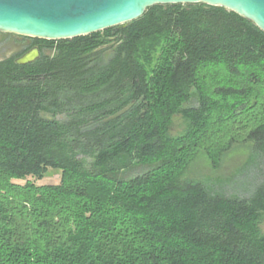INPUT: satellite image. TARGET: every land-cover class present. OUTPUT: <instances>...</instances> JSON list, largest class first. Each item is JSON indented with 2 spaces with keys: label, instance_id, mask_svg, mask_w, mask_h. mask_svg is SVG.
I'll use <instances>...</instances> for the list:
<instances>
[{
  "label": "trees",
  "instance_id": "1",
  "mask_svg": "<svg viewBox=\"0 0 264 264\" xmlns=\"http://www.w3.org/2000/svg\"><path fill=\"white\" fill-rule=\"evenodd\" d=\"M38 42L0 63V264H264V173L243 196L184 178L235 146L264 162V32L175 4Z\"/></svg>",
  "mask_w": 264,
  "mask_h": 264
},
{
  "label": "water",
  "instance_id": "2",
  "mask_svg": "<svg viewBox=\"0 0 264 264\" xmlns=\"http://www.w3.org/2000/svg\"><path fill=\"white\" fill-rule=\"evenodd\" d=\"M205 4L223 7L264 32V0H0V32L39 40H69L109 28H124L154 5ZM29 53L17 60L27 64Z\"/></svg>",
  "mask_w": 264,
  "mask_h": 264
},
{
  "label": "rangeland",
  "instance_id": "3",
  "mask_svg": "<svg viewBox=\"0 0 264 264\" xmlns=\"http://www.w3.org/2000/svg\"><path fill=\"white\" fill-rule=\"evenodd\" d=\"M193 104V103H192ZM185 121L176 116L170 126V135L179 136L186 131ZM249 158L247 149L235 146L221 161L218 168H214L203 154L190 164L184 178L196 179L208 182L217 188H221L224 193L236 194L239 196L247 195L254 185L261 181L264 173L263 161L259 160L256 166L245 167ZM133 173L132 175H134ZM26 181L32 182L37 186L57 185L60 181V172L50 170L42 180L27 178L26 180H14L15 184L24 185ZM260 230L264 234V214L260 220Z\"/></svg>",
  "mask_w": 264,
  "mask_h": 264
},
{
  "label": "flooded vegetation",
  "instance_id": "4",
  "mask_svg": "<svg viewBox=\"0 0 264 264\" xmlns=\"http://www.w3.org/2000/svg\"><path fill=\"white\" fill-rule=\"evenodd\" d=\"M35 39L28 36L17 35L8 32H0V63L12 61L15 65H28L37 61L42 53L41 45ZM37 53V58L27 64H18L17 60L29 53Z\"/></svg>",
  "mask_w": 264,
  "mask_h": 264
}]
</instances>
